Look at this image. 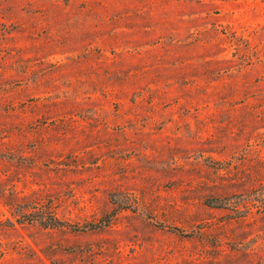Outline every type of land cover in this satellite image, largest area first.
<instances>
[{
	"label": "rangeland",
	"instance_id": "obj_1",
	"mask_svg": "<svg viewBox=\"0 0 264 264\" xmlns=\"http://www.w3.org/2000/svg\"><path fill=\"white\" fill-rule=\"evenodd\" d=\"M0 264H264V0H0Z\"/></svg>",
	"mask_w": 264,
	"mask_h": 264
}]
</instances>
